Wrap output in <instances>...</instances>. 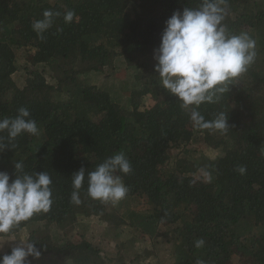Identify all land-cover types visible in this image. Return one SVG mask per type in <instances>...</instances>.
Instances as JSON below:
<instances>
[{"label":"trees","instance_id":"1","mask_svg":"<svg viewBox=\"0 0 264 264\" xmlns=\"http://www.w3.org/2000/svg\"><path fill=\"white\" fill-rule=\"evenodd\" d=\"M203 0H0V119L27 108L39 134L26 132L9 141L0 132V171L15 179L24 172H47L52 205L8 234L28 230L41 257L57 264H126L104 260L101 249L83 239L58 244L56 230H67L79 216H95L111 228L128 226L140 239L159 245L157 259L167 264H264V0H226L223 24L230 34L256 41V58L245 73L224 85L215 103L197 109L205 121L219 113L226 130L194 126L190 112L161 85L154 71L165 21L175 11L199 8ZM45 10L60 12L41 40L32 29ZM75 18L65 23L63 13ZM31 66L19 84V63ZM134 71L132 89L115 91L119 63ZM103 75L102 86L89 80ZM50 79V80H48ZM149 97L152 104L142 106ZM220 135V136H216ZM201 144L224 154L199 156ZM123 152L132 166L117 172L128 192L119 204L87 196V173ZM85 168L81 203H71L72 175ZM239 167H245L244 174ZM204 172L211 176L208 181ZM19 174V173H18ZM13 236V237H12ZM203 239V247L195 241ZM12 248L0 252L9 254Z\"/></svg>","mask_w":264,"mask_h":264},{"label":"clouds","instance_id":"2","mask_svg":"<svg viewBox=\"0 0 264 264\" xmlns=\"http://www.w3.org/2000/svg\"><path fill=\"white\" fill-rule=\"evenodd\" d=\"M60 12L45 10L42 19L32 29L43 40ZM227 15L226 0H203L199 8L175 11L165 21L160 44L153 51L160 85L181 101V107L190 112L194 126L201 129L226 130L228 117L219 113L214 120L205 121L197 110L202 103H215L228 89L230 80L245 73L256 58V41L247 33L230 34L223 24ZM75 12L63 13L65 23L73 22ZM27 108L18 109L14 118L0 119V132L7 131L9 141L26 132L38 135L39 129L30 118ZM2 140V138H0ZM5 145L0 142V150ZM15 179L10 182L8 173L0 171V234H8L33 215L47 213L53 203L52 179L47 172H24L22 162L15 163ZM246 172L245 167L237 169ZM132 166L123 152L114 154L87 173V196L94 200L115 204L125 198L128 188L117 172L128 174ZM19 173V174H18ZM210 181L211 176L203 173ZM85 181V168L72 175L71 203L79 205L80 189ZM198 239L195 247H203ZM41 250L32 242H21L9 254L0 256V264H26L28 257L39 259ZM196 264H204L197 260Z\"/></svg>","mask_w":264,"mask_h":264},{"label":"rangeland","instance_id":"3","mask_svg":"<svg viewBox=\"0 0 264 264\" xmlns=\"http://www.w3.org/2000/svg\"><path fill=\"white\" fill-rule=\"evenodd\" d=\"M123 62L119 63L117 66V71L121 74L119 78H115V91L121 90V102H123L127 107L129 105L126 103L124 95L125 87L132 89L131 83L133 80L134 71L126 68L124 70ZM31 71V66L26 65L23 61L19 63V71L15 75V80L19 84H23L28 73ZM50 80V79H48ZM93 84L102 86L104 82L103 75L93 74L89 78ZM152 104V100L149 97H145L142 100V106L148 108ZM220 136V135H216ZM199 156L202 158L215 159L224 154V149L222 147L214 148L208 144H201L198 146ZM119 202L116 203L118 205ZM28 230H23L17 236H12L13 238L8 239L7 237H0V252H4L8 248H14L18 246L21 242H27ZM56 242L58 244H65L70 241H80L87 239L91 241L96 247H99L102 252V258L108 262L109 258L116 259L118 253L120 257L126 260V264H167V261L160 263L158 253L163 257V254L159 252V245H154L153 243L140 239L137 237V233L128 226H122L120 228H111L110 224L104 222L101 218L95 216H79V221L75 226L67 230H56L53 234ZM161 246V245H160ZM162 247V246H161ZM57 259L52 256H43L41 260H36L34 264H57ZM232 264V263H231ZM233 264H240L234 261Z\"/></svg>","mask_w":264,"mask_h":264}]
</instances>
